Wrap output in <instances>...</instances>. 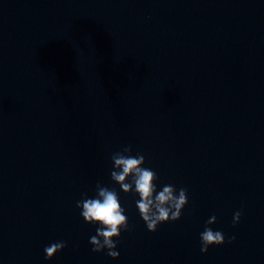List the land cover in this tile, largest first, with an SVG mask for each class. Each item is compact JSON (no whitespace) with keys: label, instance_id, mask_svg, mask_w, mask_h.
I'll list each match as a JSON object with an SVG mask.
<instances>
[{"label":"clouds","instance_id":"clouds-1","mask_svg":"<svg viewBox=\"0 0 264 264\" xmlns=\"http://www.w3.org/2000/svg\"><path fill=\"white\" fill-rule=\"evenodd\" d=\"M132 146L126 145L121 151L111 156L113 170L111 179L118 184L125 194L139 196L136 207L149 232H155L162 223L178 221L183 209L189 203L186 188H177L174 185H163L157 190L159 177L151 168L144 167L145 157L137 153L132 155ZM83 220L91 225H97L96 234L91 236L89 243L94 253L106 250L112 259H118L116 240L122 231L129 230L128 217L121 206L119 193L114 188L101 184L96 185V195L89 198L84 194L82 199L76 202ZM242 211L233 215V226L240 222ZM217 222L215 215L206 221L204 230L200 233V251L207 253L209 247L225 244V235L221 231H214L210 225ZM235 237H230L227 243H232ZM66 242H54L45 246V259L51 260L58 252L66 247Z\"/></svg>","mask_w":264,"mask_h":264}]
</instances>
